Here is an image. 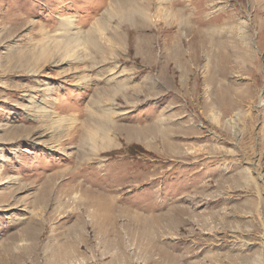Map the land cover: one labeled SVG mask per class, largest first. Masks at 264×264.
<instances>
[{
	"label": "rangeland",
	"instance_id": "374dc122",
	"mask_svg": "<svg viewBox=\"0 0 264 264\" xmlns=\"http://www.w3.org/2000/svg\"><path fill=\"white\" fill-rule=\"evenodd\" d=\"M124 1L0 0V264H264V0Z\"/></svg>",
	"mask_w": 264,
	"mask_h": 264
},
{
	"label": "bare ground",
	"instance_id": "6f19581e",
	"mask_svg": "<svg viewBox=\"0 0 264 264\" xmlns=\"http://www.w3.org/2000/svg\"><path fill=\"white\" fill-rule=\"evenodd\" d=\"M128 6H131V7L129 8ZM122 7H124V9ZM120 10L119 11H120L121 16L124 17V18L130 19V21H133L134 20V15H137V16L138 15L139 16H141V15L142 16H147V12H146L147 10H145V8H143L141 6H137L135 0H125L124 2H122L121 7H120ZM150 19L152 20V18H150ZM92 43H93V46H95L96 48H98V45L96 44L95 41H92ZM98 131H99V135L102 137V140L107 138V132H106V127L105 126L104 127L101 126V128ZM97 135H98L97 134V131L92 134V140L96 144L98 143L97 140H96L97 139L96 138Z\"/></svg>",
	"mask_w": 264,
	"mask_h": 264
}]
</instances>
